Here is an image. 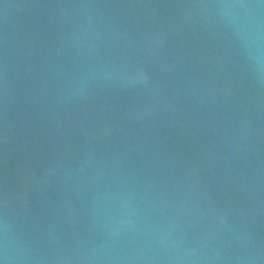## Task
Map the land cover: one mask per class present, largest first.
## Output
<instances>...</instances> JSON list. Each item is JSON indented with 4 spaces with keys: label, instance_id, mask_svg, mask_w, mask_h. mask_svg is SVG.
<instances>
[{
    "label": "water",
    "instance_id": "95a60500",
    "mask_svg": "<svg viewBox=\"0 0 264 264\" xmlns=\"http://www.w3.org/2000/svg\"><path fill=\"white\" fill-rule=\"evenodd\" d=\"M0 264H264V0H0Z\"/></svg>",
    "mask_w": 264,
    "mask_h": 264
}]
</instances>
